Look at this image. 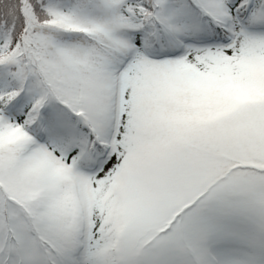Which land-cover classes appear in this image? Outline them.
I'll use <instances>...</instances> for the list:
<instances>
[{
    "label": "snow or ice",
    "instance_id": "6c2138e0",
    "mask_svg": "<svg viewBox=\"0 0 264 264\" xmlns=\"http://www.w3.org/2000/svg\"><path fill=\"white\" fill-rule=\"evenodd\" d=\"M0 264H264V0H0Z\"/></svg>",
    "mask_w": 264,
    "mask_h": 264
}]
</instances>
